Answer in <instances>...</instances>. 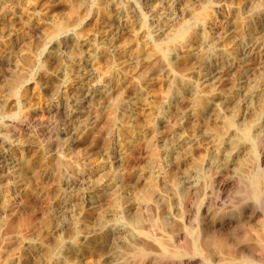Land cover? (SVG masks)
Wrapping results in <instances>:
<instances>
[{
	"label": "rangeland",
	"instance_id": "rangeland-1",
	"mask_svg": "<svg viewBox=\"0 0 264 264\" xmlns=\"http://www.w3.org/2000/svg\"><path fill=\"white\" fill-rule=\"evenodd\" d=\"M183 2L0 0V264H264V0Z\"/></svg>",
	"mask_w": 264,
	"mask_h": 264
},
{
	"label": "bare ground",
	"instance_id": "bare-ground-1",
	"mask_svg": "<svg viewBox=\"0 0 264 264\" xmlns=\"http://www.w3.org/2000/svg\"><path fill=\"white\" fill-rule=\"evenodd\" d=\"M7 1V0H6ZM52 1V0H51ZM88 1H90V0H88ZM153 1V0H152ZM57 2V1H56ZM68 2V1H67ZM128 2V1H127ZM165 2V1H164ZM170 2V1H169ZM238 2V1H237ZM249 2H251V1H249ZM111 3V2H110ZM157 3V2H156ZM197 3V2H196ZM67 4V3H66ZM72 4V3H71ZM117 4V3H116ZM123 4H125V3H123ZM148 4V3H147ZM247 4V3H246ZM245 4V5H246ZM57 5V4H56ZM73 5V4H72ZM113 5V4H112ZM132 5V4H131ZM172 5V4H171ZM77 6V5H76ZM83 6V5H82ZM154 6V5H153ZM156 6V5H155ZM178 6H179V8H181V9H185L186 7H184V2H183V0H178ZM51 7V6H50ZM59 7V6H58ZM151 7V6H150ZM245 7H247V6H245ZM249 7V6H248ZM114 8V7H113ZM121 8H122V6H121ZM165 8H166V6H165ZM62 9V8H61ZM124 9V8H123ZM122 9V10H123ZM45 10V9H44ZM60 10V9H59ZM114 10H115V8H114ZM113 10V11H114ZM178 10V9H177ZM58 11V10H57ZM126 11H128V10H126ZM191 11V10H190ZM189 11V12H190ZM193 11V10H192ZM191 11V12H192ZM37 12V11H36ZM35 12V13H36ZM84 12V11H83ZM112 12V11H111ZM121 12V11H120ZM190 12V13H191ZM30 13V12H29ZM42 13V12H41ZM40 13V14H41ZM55 13V12H54ZM181 13V12H180ZM31 14V13H30ZM29 14V15H30ZM46 14V13H45ZM58 14V13H57ZM109 14V13H108ZM120 14H122V13H120ZM192 14V13H191ZM44 14H42V16H43ZM46 15H48V14H46ZM53 14H51V16H52ZM119 15V14H118ZM172 15V14H171ZM20 16V15H19ZM50 15H48V16H46V17H44L45 18V21H47V22H52L53 21V18L51 17ZM74 16V15H73ZM102 16V15H101ZM113 16V15H112ZM124 16V15H123ZM136 16V15H135ZM135 16H133V17H135ZM245 16V15H244ZM13 17H15L14 15H13ZM29 17V16H28ZM33 20H35L36 18L38 19V15H37V13L36 14H33ZM76 17V16H75ZM234 17V16H233ZM232 17V18H233ZM20 18V17H19ZM42 18V17H41ZM109 18V17H108ZM59 19V18H58ZM72 19V18H71ZM111 19V18H110ZM15 20V19H14ZM18 20V19H17ZM27 20V19H26ZM67 20V19H66ZM99 20V19H98ZM131 20H132V18H131ZM136 20V19H135ZM139 20V19H138ZM44 21V22H45ZM58 21V20H57ZM82 21V20H81ZM123 21V20H122ZM122 21L121 20H119V19H117V21H116V24H118V27H122ZM125 21V20H124ZM123 21V22H124ZM43 22V21H42ZM47 22H46V24H47ZM71 22V21H70ZM136 22V21H135ZM230 22H232V21H230ZM38 23H40V22H38ZM79 23V22H78ZM77 23V24H78ZM125 23V22H124ZM123 23V24H124ZM42 24V23H41ZM62 24V23H61ZM110 24V23H109ZM129 24V23H128ZM137 24V23H136ZM30 25V24H29ZM49 25V24H48ZM57 25H58V23H57ZM63 25V24H62ZM28 26V25H27ZM40 26V25H39ZM51 26H52V24H51ZM64 26V25H63ZM130 26H131V24H130ZM232 26V25H231ZM31 27V26H30ZM92 27V26H91ZM136 27H138V26H136ZM25 28V27H24ZM122 28H124V27H122ZM129 28V27H128ZM132 28V27H131ZM170 28V27H169ZM203 28V27H202ZM233 28V27H232ZM29 29V28H28ZM40 29L41 28H36V30H37V32H40ZM56 29H57V27H56ZM69 29V28H68ZM228 29H229V27H228ZM27 30V29H26ZM34 30V29H33ZM42 30H43V28H42ZM57 30H61V28H58ZM100 30V29H99ZM106 30V29H105ZM104 30V31H105ZM168 30V29H167ZM232 30V29H231ZM64 31V30H63ZM121 31V30H120ZM132 31V30H131ZM159 31V30H158ZM229 31H230V29H229ZM36 32V31H35ZM34 32V33H35ZM133 32V31H132ZM204 32V31H203ZM33 33V34H34ZM103 33V32H102ZM164 33H166V31H164ZM12 34V33H11ZM57 34V33H56ZM67 34V33H66ZM98 34V33H97ZM113 34V33H112ZM120 34V33H119ZM199 34V33H198ZM205 34V33H204ZM31 35H32V33H31ZM49 35V34H48ZM68 35V34H67ZM99 35V34H98ZM101 35V34H100ZM104 35V34H103ZM103 35H101V36H103ZM137 35V34H136ZM143 35V34H142ZM10 36V35H9ZM20 36V35H19ZM73 36V35H72ZM106 36V35H105ZM126 36V35H125ZM139 36V35H138ZM162 36V35H161ZM169 36V35H168ZM233 36V35H232ZM70 37V36H69ZM164 37V36H163ZM178 38H179V36H177ZM198 37V36H197ZM73 38V37H72ZM71 38V39H72ZM96 38V37H95ZM99 38V37H98ZM107 38V37H106ZM143 38V37H142ZM147 38V37H146ZM207 38H208V36H207ZM255 38V37H254ZM13 39H15V38H13ZM57 39V38H56ZM89 39V38H88ZM118 39V38H117ZM174 39V38H173ZM204 39V38H203ZM16 40V39H15ZM53 40V39H52ZM167 40V39H166ZM175 40H176V37H175ZM205 40V39H204ZM78 41V40H77ZM76 41V42H77ZM85 41V40H84ZM139 41V40H138ZM200 41V40H199ZM203 41V40H202ZM201 41V42H202ZM252 41V40H251ZM58 42V41H57ZM75 41L74 40H71V43H74ZM104 42V41H103ZM107 42H108V40H107ZM115 42V41H114ZM136 42V41H135ZM253 42V41H252ZM79 43V42H78ZM95 43H96V41H95ZM98 43V42H97ZM102 43V42H101ZM164 43V42H163ZM54 44H56V43H54ZM85 44V43H84ZM122 44V43H121ZM197 44V43H196ZM227 44V43H226ZM236 44V43H235ZM53 45V44H52ZM51 45V46H52ZM80 45H81V43H80ZM136 45V44H135ZM169 45V44H168ZM179 45V44H178ZM195 45V44H194ZM254 45V44H253ZM63 46L65 47V45L63 44ZM69 46H71V44L69 45ZM91 46V45H90ZM89 46V47H90ZM163 46V45H162ZM174 46V45H173ZM259 46V45H258ZM53 47V46H52ZM55 47V46H54ZM63 47V48H64ZM72 47V46H71ZM76 47V46H75ZM87 47V46H86ZM143 47V46H142ZM83 48V47H82ZM133 48H135V47H133ZM150 48V47H149ZM157 48V47H156ZM175 48V47H174ZM173 48V49H174ZM250 48V47H249ZM254 48V47H253ZM85 49H87V48H85ZM50 50V49H49ZM52 50V49H51ZM92 50V49H91ZM91 50H88L85 54H84V56H82L77 62H75L74 63V65H75V67L76 68H78L79 69V74H80V76H81V78H82V80H83V82H86L87 84H88V86H89V88H87L88 89V94H87V96L91 99V100H93V99H95L97 96H102V95H105L106 93H107V90L105 89V88H101L100 87V89H96V88H94V86H92V82H93V80L96 78V76L98 75V73H99V69H98V55L96 54V52H94V51H91ZM95 50V49H94ZM99 50V49H98ZM144 50V49H143ZM146 50V49H145ZM144 50V51H145ZM159 50V49H158ZM201 50H202V47H199V48H196V47H194V46H181L179 49H178V51L177 52H173V53H171L170 54V57H171V61L172 62H174V61H178L179 60V57H180V55H182V54H192V55H198L200 52H201ZM247 50V49H246ZM262 50H264V49H262ZM21 51H23V50H21ZM31 51V50H30ZM104 51H106V49L104 50ZM109 51V50H108ZM107 51V52H108ZM118 51V50H117ZM124 51V50H123ZM147 51V50H146ZM162 51H164L163 49H162ZM5 52V51H4ZM71 52V51H70ZM77 52V51H76ZM81 52V51H80ZM99 52V51H98ZM103 52V51H102ZM112 52V51H111ZM121 52V51H120ZM139 52V51H138ZM161 52V51H160ZM160 52H158V53H160ZM222 52H224L223 50H222ZM254 52V51H253ZM259 52V51H258ZM7 53V52H6ZM51 53V52H50ZM49 52H48V54H50ZM56 53V52H55ZM147 53V52H146ZM247 53V52H246ZM11 54V53H10ZM19 54V53H18ZM54 54V53H53ZM103 54V53H102ZM122 54H124V53H122ZM132 54V53H131ZM251 54V53H250ZM32 55V54H31ZM60 55V54H59ZM64 55V54H63ZM105 55V54H104ZM125 55H127V53L125 54ZM162 55V54H161ZM223 55V54H222ZM246 55V54H245ZM3 56V55H2ZM15 56V55H14ZM18 56V55H17ZM47 56V55H46ZM65 56H66V54H65ZM76 56H77V54H76ZM135 56V55H134ZM145 56V55H144ZM9 57H10V55H9ZM84 57V58H83ZM106 57V56H105ZM113 57V56H112ZM128 57V56H127ZM143 57V56H142ZM155 56L154 55H152V54H148L147 56H146V59H148V63L149 62H151L152 60L154 61V58ZM167 57V56H166ZM250 57V56H249ZM7 58V57H6ZM18 58H20V57H18ZM69 58V57H68ZM76 58H78V57H76ZM76 58H75V60H76ZM83 58V59H82ZM126 58V57H125ZM226 58V57H225ZM8 59V58H7ZM14 59V58H13ZM64 59V58H63ZM61 60V59H60ZM114 60V59H113ZM167 60V59H166ZM67 61V60H66ZM230 61V60H229ZM233 61V60H232ZM240 61V60H239ZM11 62H14V61H11ZM166 62V61H165ZM189 62V61H188ZM235 62V61H234ZM104 63V62H103ZM161 63V62H160ZM15 64H16V62H15ZM191 64V63H190ZM200 64V63H199ZM225 64H226V62H225ZM12 65H13V63H12ZM19 65H20V63H19ZM23 65V64H22ZM21 65V66H22ZM65 65V64H64ZM63 65V66H64ZM146 65V64H145ZM239 65V64H238ZM240 66V65H239ZM74 67V66H73ZM209 67V66H208ZM216 67H217V65H216ZM237 67V66H236ZM105 68V67H104ZM134 68V67H133ZM230 68V67H229ZM17 69H18V67H17ZM23 69V68H22ZM114 69H115V67H114ZM143 69V68H142ZM232 69V68H231ZM234 69V68H233ZM28 70H30V69H28ZM164 71H166L165 73H169V72H171L170 71V69H169V66H167V65H165V67H164ZM239 71V70H238ZM114 72V71H113ZM141 72V71H140ZM229 72V71H228ZM69 73H70V71H69ZM112 73V72H111ZM212 73V72H211ZM225 73V72H224ZM223 73V74H224ZM239 73V72H238ZM175 74V73H174ZM231 74H232V72H231ZM164 75V74H163ZM218 75V74H217ZM230 75V74H229ZM120 76V75H119ZM165 76V75H164ZM211 76V75H210ZM228 77H230V76H228ZM236 77V76H235ZM234 77V78H235ZM69 78V77H68ZM67 78V79H68ZM109 78V77H108ZM170 78H171V76H170ZM203 78V77H202ZM53 79V78H52ZM98 79V78H97ZM81 80V81H82ZM111 80V79H110ZM190 80V79H189ZM66 81V80H65ZM119 81V80H118ZM168 81V80H167ZM95 82V81H94ZM93 82V83H94ZM72 83V82H71ZM173 83V80L171 81V84ZM210 83H212V79H208V78H206V79H204L203 80V86L205 85H209ZM13 84H15V83H13ZM73 84V83H72ZM86 84V85H87ZM77 85V84H76ZM98 85H99V83H98ZM104 85V84H103ZM174 85H175V83H173V86L172 87H174ZM13 86V85H12ZM62 86V85H61ZM73 86V85H72ZM81 86V85H80ZM84 86V85H83ZM102 86V85H101ZM184 87L186 88V90H190V92L192 93V92H194V91H196L197 90V87L195 86V85H193V84H190V86L189 85H187V84H185L184 85ZM246 87V86H245ZM244 87V88H245ZM12 88V87H11ZM37 88V87H36ZM78 88V87H77ZM76 88V89H77ZM209 88V87H208ZM207 88V89H208ZM241 88V87H240ZM41 89V88H40ZM45 89H47V88H45ZM70 89V88H69ZM75 89V90H76ZM78 89H80V88H78ZM109 89H110V87H109ZM83 90V89H82ZM174 90V91H173ZM241 90V89H240ZM15 91V90H14ZM79 91V90H78ZM172 91L173 92H175V94H176V98L177 99H179L182 95H181V93H180V90L178 89V88H174V89H172ZM171 91V92H172ZM244 91H245V89H244ZM39 92V91H38ZM77 92V91H76ZM170 92V93H171ZM185 92V91H184ZM183 92V93H184ZM213 92V91H212ZM73 93V92H72ZM71 93V94H72ZM198 93V92H197ZM244 93V92H243ZM260 93V92H259ZM35 94V93H34ZM38 95H39V93H37ZM43 94V93H42ZM50 94V93H49ZM48 94V95H49ZM83 94V93H82ZM241 94V93H240ZM261 94V93H260ZM259 94V95H260ZM13 95V94H12ZM61 95V94H60ZM77 95V94H76ZM81 95V94H80ZM59 96V95H58ZM187 96V95H186ZM217 96V95H216ZM257 96V95H256ZM255 96V97H256ZM60 97H62V96H60ZM192 97V96H191ZM66 98V97H65ZM86 98V97H85ZM5 99H8V98H5ZM56 99V98H55ZM110 99V98H109ZM51 100H53V99H51ZM57 100H58V98H57ZM57 100H56V102H57ZM82 100V99H81ZM85 100V99H84ZM97 100V99H96ZM106 100V99H105ZM184 100V99H183ZM67 101V100H66ZM70 101V100H69ZM74 101V100H73ZM218 101V100H217ZM64 102V101H63ZM72 102V101H71ZM54 104V103H53ZM56 104V103H55ZM86 104V103H85ZM166 104V103H165ZM176 104V103H175ZM67 105V104H66ZM211 105H212V102H211ZM89 106V105H88ZM163 106V105H162ZM214 106V105H213ZM67 108V107H66ZM52 109V108H51ZM213 109H215V108H213ZM156 113V112H155ZM157 118V117H156ZM166 119V118H165ZM150 121V119L148 120V122ZM165 121V120H164ZM160 123V122H159ZM156 125V124H155ZM6 127V126H5ZM177 129V128H176ZM80 131V130H79ZM176 133V132H175ZM80 135V134H79ZM263 138V137H262ZM193 141V140H192ZM176 146V145H175ZM80 147V146H79ZM123 150V149H122ZM235 151H236V149H235ZM234 151V152H235ZM119 152V151H118ZM5 154V153H4ZM239 155V154H238ZM5 156H6V154H5ZM118 156V155H117ZM235 157V156H234ZM2 158V157H1ZM4 158V157H3ZM117 158V157H116ZM229 158V157H228ZM238 159V158H237ZM236 159V160H237ZM2 161V160H1ZM0 161V162H1ZM233 161H235V160H233ZM235 163V162H234ZM233 163V164H234ZM237 164V163H236ZM46 173V172H45ZM193 175V174H192ZM190 178V177H189ZM194 178V177H193ZM192 178V179H193ZM195 179V178H194ZM196 180V179H195ZM185 181V180H184ZM108 182V181H107ZM193 182V181H192ZM195 182V181H194ZM187 183V182H186ZM68 184V183H67ZM189 184V183H188ZM191 184V183H190ZM110 185V184H109ZM196 185V184H195ZM198 185V184H197ZM106 186V185H105ZM106 187H108V186H106ZM97 188V187H96ZM113 188V187H112ZM191 188H192V186H191ZM101 189V188H100ZM99 189V190H100ZM114 189V188H113ZM195 190V189H194ZM96 191V190H95ZM111 191V190H110ZM91 197V196H90ZM96 198V197H95ZM98 200V199H97ZM96 201V200H95ZM8 209V208H7ZM5 211V210H4ZM5 213V212H4ZM74 218V217H73ZM75 222V221H74ZM73 224V223H72ZM71 225V224H70ZM73 227V226H72ZM129 227V226H128ZM128 227H127V229H128ZM133 227V226H132ZM70 228V227H69ZM131 229H133V228H131ZM106 230V229H105ZM104 230V231H105ZM103 232V231H102ZM101 232V233H102ZM106 232V231H105ZM119 232V231H118ZM107 233V232H106ZM109 233V232H108ZM117 233V232H116ZM121 233V232H120ZM133 233V232H132ZM99 234V233H98ZM97 234V235H98ZM122 234V233H121ZM120 234V235H121ZM88 235V234H87ZM86 235V236H87ZM123 235V234H122ZM130 235V234H129ZM81 236H84V235H81ZM89 236V235H88ZM119 236V235H118ZM117 236V237H118ZM131 237V236H130ZM83 238V237H82ZM89 238V237H88ZM94 238V237H93ZM98 238V237H97ZM100 238V237H99ZM103 239V238H102ZM115 239H117V238H115ZM82 240V239H81ZM88 240V239H87ZM121 240V239H120ZM85 241V240H84ZM89 241V240H88ZM90 241H92V240H90ZM93 241H95L94 239H93ZM98 241V240H97ZM100 241V240H99ZM116 241V240H115ZM126 242V241H125ZM85 243V242H84ZM118 243V242H117ZM135 243V242H134ZM120 244V243H119ZM121 244H122V242H121ZM34 245V244H33ZM131 245V244H130ZM129 245V246H130ZM153 245V244H152ZM104 246V245H103ZM118 246H120V245H118ZM133 246V245H132ZM107 248H108V246H106ZM137 247H139L138 245H137ZM36 248V247H35ZM131 248V247H130ZM140 249V248H139ZM80 250V249H79ZM132 250H133V248H132ZM152 250V249H151ZM74 251V250H73ZM111 251V250H110ZM135 251V250H134ZM138 250H136L135 252H137ZM141 252V251H140ZM62 253V252H61ZM79 253V252H78ZM61 255V254H60ZM63 256H65L66 255V253L65 252H63V254H62ZM75 256V255H74ZM120 256V255H119ZM122 256H123V254H122ZM127 256V255H126ZM62 257V256H61ZM84 257V256H83ZM131 257V256H130ZM58 258H59V256H58ZM122 258H124V257H122ZM121 258V259H122ZM127 258V257H126ZM128 258H129V256H128ZM63 259V258H62ZM121 259H118L117 257H114V255L112 256V255H107V256H104V257H102V261H104L105 263H107V262H110V263H115V264H121L122 262H125V261H122ZM122 261V262H121ZM128 261V260H127ZM126 261V262H127ZM65 264H68L67 262L65 263ZM125 264V263H124Z\"/></svg>",
	"mask_w": 264,
	"mask_h": 264
}]
</instances>
